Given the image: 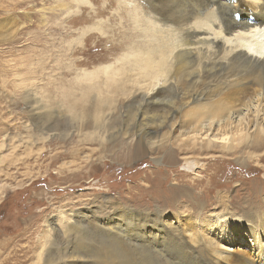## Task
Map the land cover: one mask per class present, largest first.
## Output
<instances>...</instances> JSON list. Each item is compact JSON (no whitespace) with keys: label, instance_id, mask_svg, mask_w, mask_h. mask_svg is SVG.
Wrapping results in <instances>:
<instances>
[{"label":"bare ground","instance_id":"1","mask_svg":"<svg viewBox=\"0 0 264 264\" xmlns=\"http://www.w3.org/2000/svg\"><path fill=\"white\" fill-rule=\"evenodd\" d=\"M74 1L64 9L75 10L65 15L62 27L63 77L58 85L49 83L68 104L46 112L37 102L30 112L33 118L43 116L40 124L33 123L39 136L30 135L33 140L26 144L66 139L74 127L80 142L96 144L103 154L126 137L134 140L127 150L163 151L171 158L175 151L187 152V173L216 151L241 157L264 149L259 122L264 118V0ZM91 41L103 54L93 57L86 50ZM90 65L95 66L87 70ZM249 124L255 128L251 134ZM177 128L186 133L169 138ZM82 159L86 165L93 161L90 155ZM154 162L163 164L162 158ZM223 198L218 200L222 211L204 217L203 204L193 202L200 210L193 215L203 221L193 220L195 234L189 237L181 219L112 208L109 198L97 197L98 204L74 212L73 223L62 217L58 225H48L23 256L32 255L30 264H264V211L242 208L234 219ZM100 208L111 210L103 218ZM9 257L0 264H11Z\"/></svg>","mask_w":264,"mask_h":264},{"label":"rangeland","instance_id":"2","mask_svg":"<svg viewBox=\"0 0 264 264\" xmlns=\"http://www.w3.org/2000/svg\"><path fill=\"white\" fill-rule=\"evenodd\" d=\"M86 1L103 4L113 0ZM68 5L76 2L0 0V258L10 256L11 264H30L32 255L26 259L23 254L43 237L47 226L58 225L62 217L73 223L74 212L90 208L93 202L98 204L101 199L97 197L109 198L112 208L138 213L161 211L169 220L181 219V227L190 233L189 237L195 234V220L199 224L201 216L222 211L218 202L222 197L236 216L234 219L242 208L264 211V149L247 150L241 157L216 151L211 158L200 161L199 171L187 173L183 168L184 159L191 157L187 152L175 151L171 158L163 151L139 152L133 146L127 150L134 140L126 137L115 140L103 154L96 144L80 142L74 127L68 129L70 136L66 139L52 137L43 143L26 144L33 140L30 135L39 136L33 123L40 124L43 116L34 117V121L30 112L37 102L46 112L54 110L56 104L65 108L68 104L60 92L49 86L51 81L58 85L63 77L59 65L66 41L62 27L65 15L75 10L65 11ZM94 46L91 41L86 50L90 48L93 57L103 54L101 46L93 50ZM62 120L70 125L67 119ZM259 122L264 126V118ZM254 129V124H249L246 131L251 134ZM182 133L186 130L177 128L168 137L178 138ZM87 155L93 161L86 165L82 157ZM155 158H162L163 164H155ZM197 200L204 206L202 211L193 208ZM248 203L254 204L252 209H247ZM98 210V216L104 218L111 209ZM193 211H200V217ZM200 229L208 238L205 228ZM246 236L250 240V235ZM14 257L19 263L14 262Z\"/></svg>","mask_w":264,"mask_h":264}]
</instances>
